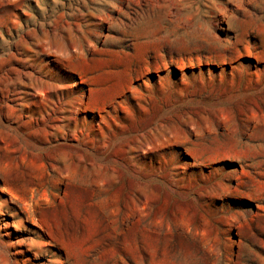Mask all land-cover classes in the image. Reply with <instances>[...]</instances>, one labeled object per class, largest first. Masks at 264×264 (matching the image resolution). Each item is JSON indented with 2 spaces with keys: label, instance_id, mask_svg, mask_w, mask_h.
Listing matches in <instances>:
<instances>
[{
  "label": "rangeland",
  "instance_id": "374dc122",
  "mask_svg": "<svg viewBox=\"0 0 264 264\" xmlns=\"http://www.w3.org/2000/svg\"><path fill=\"white\" fill-rule=\"evenodd\" d=\"M0 264H264V0H0Z\"/></svg>",
  "mask_w": 264,
  "mask_h": 264
}]
</instances>
